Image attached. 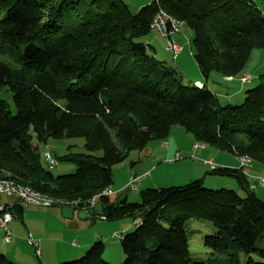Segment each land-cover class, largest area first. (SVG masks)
Returning a JSON list of instances; mask_svg holds the SVG:
<instances>
[{"label":"trees","instance_id":"16d2710c","mask_svg":"<svg viewBox=\"0 0 264 264\" xmlns=\"http://www.w3.org/2000/svg\"><path fill=\"white\" fill-rule=\"evenodd\" d=\"M159 9L191 31L190 54L205 80L211 72L235 78L253 49L264 51L256 0H152L133 13L122 0H0V55L6 58L0 85L8 87L15 109L12 114L0 100V178L78 207L96 197L104 220L132 219L133 231L119 238L122 264H240L239 254L242 264H264V250L255 245L264 237V202L242 169L210 173L233 179L244 197L205 189L201 179L145 189L139 203L100 195L112 185L113 165L128 151L165 139L171 126L264 168V60L242 102L222 105L205 83L184 84L140 41ZM28 44L35 49L25 57ZM49 138L83 140L84 153L56 158L74 164L72 174L55 176L43 167L32 139ZM4 209L21 219L20 203ZM191 222L214 226L215 233L202 239L211 259L191 257ZM103 251L102 242L91 243L81 258L62 264H109ZM0 264L17 263L0 254Z\"/></svg>","mask_w":264,"mask_h":264},{"label":"rangeland","instance_id":"374dc122","mask_svg":"<svg viewBox=\"0 0 264 264\" xmlns=\"http://www.w3.org/2000/svg\"><path fill=\"white\" fill-rule=\"evenodd\" d=\"M133 13L139 8L149 4L152 0H122ZM256 5L264 16V0H256ZM3 13L0 12V19ZM175 43L182 47V52L177 56L176 63L170 62V54H165L163 48L165 47V40L157 37L153 33H149L142 38L141 42H151L158 51V59L166 60L167 65L179 70L178 64L182 66L183 71H180L183 83H189L190 73H198L203 83H207L211 90H214L218 97L220 96L221 88L229 87L235 97L231 101H223L219 97L222 105L231 104L239 105L247 90L253 89L257 83V76L263 73L264 51L253 49L243 71L236 76V81L230 84H224L220 77L211 72L205 80L193 58L190 54V44L192 33L185 25L179 28V33L172 36ZM187 40L189 45L187 44ZM0 61H6L5 56L0 55ZM247 74L253 77L251 83H241L239 81L242 75ZM230 94V93H229ZM0 100L6 102L12 114H15V109L12 102V94L7 86L0 85ZM237 143L244 142L243 137L238 135L236 137ZM195 143L193 138L184 132L179 126H171L169 133L165 139H158L149 142L142 150L132 149L126 153L124 160L111 167L112 171V185L113 194L109 197L112 202L126 198L129 203H139V194L148 188H169L170 186H177L175 183L171 185V180L182 174L193 176L192 179L183 181L180 186L188 182L201 179L203 188L205 189H225L235 191L240 197H244V193L238 188L236 182L227 177H219L211 174L207 166H202V161L212 159L218 163L220 159L233 168H239V161L236 156L219 149L205 145L204 150H198L193 154L192 145ZM32 144L37 146V153L43 167L50 170L55 175L72 174L76 170V166L70 162H63L57 160V164L53 168H49L45 154L48 153L52 158H59L69 152L84 153L83 140L76 139H54L49 138L45 143H37L32 139ZM176 152H179V160L171 162L174 159ZM211 155V157H210ZM253 166V161L249 167L243 169L245 172H256ZM134 174L138 179L136 183V191L129 192L125 190L130 175ZM197 176V177H194ZM259 177H264V172H260ZM188 178V177H187ZM182 182V181H181ZM248 182L253 183L251 178ZM230 183V184H229ZM116 189H120L117 195ZM254 195L264 202V187H257L252 190ZM20 203L17 199L6 197L0 194V205H9ZM22 208V217L18 219L13 218L8 225L12 240L9 244L3 241V231L0 228V254H3L8 259L17 264H62L71 260L81 258L88 250L89 245L84 246L87 240H92L91 243L102 242L104 245L103 260L109 264H122L124 255L120 247V235L133 231L132 219L123 218L114 221L101 220L98 217L100 214L99 204L89 210L75 209L72 206H52L50 208H40L25 205L20 203ZM75 224L77 230L71 232V226ZM187 233L189 234L188 248L191 257L196 261H206L211 259L207 249L202 245V239L205 236H211L215 233V228L210 222H191L188 224ZM118 235V236H116ZM38 240L40 257L36 256L35 250L28 244V240ZM70 242H75L80 246L71 247ZM256 247L264 250V237L256 241ZM71 252V256L64 259V261H57L56 258L63 253ZM253 260H256L254 255H251ZM244 256L238 255V260L242 264Z\"/></svg>","mask_w":264,"mask_h":264},{"label":"built area","instance_id":"2783aa9c","mask_svg":"<svg viewBox=\"0 0 264 264\" xmlns=\"http://www.w3.org/2000/svg\"><path fill=\"white\" fill-rule=\"evenodd\" d=\"M158 15V22L157 23H150L149 24V31L153 34H155L157 37L165 40V50L170 54L172 62L175 61L176 57L178 54L181 52L182 47L179 46L177 43H175L172 39V36L175 34L179 33V28L184 25L182 21H179L172 17L171 15L167 14L163 10L159 9L157 12ZM187 44L189 45V42L187 40ZM253 81V77L249 75H245V80L240 81L241 83H251ZM198 87H201L198 83H196ZM192 152H195L196 150L200 149L203 150L204 148H199V142H195L192 147ZM179 155L176 153L174 155V159L171 160L177 161L179 160ZM242 158V157H241ZM50 169L55 167L57 164V161L55 158H52L50 156ZM202 163L209 168V170H213L216 168V166L213 164V162L210 161H202ZM246 168V159H242V165H239V169H244ZM139 178H137L134 175H130L128 178V183L125 187V190L129 192L136 191V183ZM249 189L253 190L257 187L263 188L264 187V177H255L253 179V183H249ZM0 194L4 195L6 197H12L17 199L20 203L33 206V207H40L43 208L41 204L36 203L32 197H29L27 194H11L10 192V187H0ZM113 194L112 190L109 193V197ZM57 206V204H56ZM92 206H87V207H77V206H72L75 209H87V208H92ZM101 220H104L103 217L98 216ZM13 218L11 214L7 211H5L4 206L0 205V228L3 231V241L6 244H9L12 240L11 233L9 229L7 228L8 225L12 222ZM118 236V235H116ZM119 237V236H118ZM28 244L32 246L35 250L36 256H40V250H39V242L33 239L28 240ZM73 247H78L79 245L76 244L75 242L71 243Z\"/></svg>","mask_w":264,"mask_h":264},{"label":"crops","instance_id":"0c3cea01","mask_svg":"<svg viewBox=\"0 0 264 264\" xmlns=\"http://www.w3.org/2000/svg\"><path fill=\"white\" fill-rule=\"evenodd\" d=\"M146 45H150L151 46V42L149 41V42H144ZM152 48H153V50H154V53H155V56H156V58L158 59V51L153 47V46H151ZM183 50H181V52H182ZM163 52L165 53V54H169L166 50H165V47L163 48ZM180 52V53H181ZM179 53V54H180ZM178 54V55H179ZM177 58V57H176ZM161 61H163L166 65H167V62H166V60H164V56H163V60H161ZM176 61H177V59H175V63H176ZM170 62L171 63H174V62H172V60H171V58H170ZM178 67H179V70L177 69V68H175L179 73H181L180 71H183V68H182V66H180L179 64H178ZM181 75V74H180ZM241 75V74H240ZM239 75V76H240ZM238 76V77H239ZM220 79H221V81L224 83V84H230V83H233V82H237L236 81V77L235 78H221L220 77ZM188 82L189 83H194V84H196V83H198L200 86H202L203 85V82H202V80L200 79V76H199V74L198 73H190V76H189V80H188ZM205 84H206V86H207V88L209 89V90H211L210 89V87L208 86V84L205 82ZM215 95H216V93L214 92V90H211ZM220 99H222L223 101H231V99H233V97H235V94L237 93H233L232 94V90H230L229 89V87H224V88H221V90H220ZM230 93V94H229ZM216 97L219 99V97H218V95H216ZM198 150H200V149H198ZM198 150H196L195 152H197ZM204 150V149H203ZM195 152H193V154L195 153ZM176 153H178V155H180L179 154V152H176ZM175 153V154H176ZM210 157H211V155H210ZM212 161L213 162V164L216 166V167H227V168H233V167H235V166H229L228 164H226L225 162H223L221 159H220V161L218 162V163H216V162H214L212 159H207L206 161ZM205 161V160H204ZM202 164V166L204 165L203 163H201ZM205 166V165H204ZM252 168H254V169H256L255 171L256 172H252V171H250V172H244L243 171V173L245 174V176L247 177V179L248 178H251L252 180L255 178V177H258V176H260V172L262 171V172H264V168H260V167H257V166H252ZM237 169V168H236ZM132 175H134V174H132ZM135 176V175H134ZM191 175H189V173H187V174H182L181 176H178V175H176L174 178H173V180H171V185H174L175 183H177L178 185L177 186H180V184H182L183 183V181H187V179H192L193 178V176L192 177H190ZM188 177V178H187ZM194 177H197V176H194ZM182 181V182H181ZM189 183V182H188ZM250 183V182H249ZM230 184V183H229ZM110 190H112V188L110 187ZM115 191H117V195L119 194V193H122V191L120 192V189H116ZM112 192H113V190H112ZM3 206V205H2ZM84 210H86V209H84ZM71 232H73L74 233V231H76L77 230V226L75 225V224H73L71 227ZM38 241V240H37ZM91 241L92 240H87L86 242H85V244H84V246H87V245H89V244H91ZM39 242V241H38ZM70 243H73V242H70ZM70 246L71 247H73L71 244H70ZM75 248V247H74ZM78 248H80V246H78V247H76V249H78ZM71 255H73V254H71V252L69 251L68 253H63L62 255H59L57 258H56V260L57 261H64V259L65 258H67V257H69V256H71ZM40 257V256H39ZM55 263V261L54 262H52L51 264H54Z\"/></svg>","mask_w":264,"mask_h":264},{"label":"bare ground","instance_id":"6f19581e","mask_svg":"<svg viewBox=\"0 0 264 264\" xmlns=\"http://www.w3.org/2000/svg\"><path fill=\"white\" fill-rule=\"evenodd\" d=\"M158 22V15L155 13L150 21V23H157ZM245 75H242L240 77L239 81L245 80ZM198 86L197 84H195ZM205 144L202 142H199V148H204ZM242 157V158H241ZM45 159L47 160L48 166L50 168V155L48 153L45 154ZM242 159H246V167H249L251 165V160L247 156H239L237 157V160L239 161V165H242ZM10 187L11 194H27L29 197H32L36 203H39L42 205L43 208H50L52 206H77V202L75 201H64V200H55L48 197L46 194H42L40 192H37L33 189H30L28 187L21 186L9 179H2L0 178V187ZM111 192L110 188L104 189L100 195L102 196H109V193ZM95 198L93 197L90 201V206H92L95 202ZM78 207V206H77ZM137 225V224H136Z\"/></svg>","mask_w":264,"mask_h":264},{"label":"water","instance_id":"95a60500","mask_svg":"<svg viewBox=\"0 0 264 264\" xmlns=\"http://www.w3.org/2000/svg\"><path fill=\"white\" fill-rule=\"evenodd\" d=\"M34 49H35L34 45L32 44L26 45L22 50L23 56L30 57L34 53Z\"/></svg>","mask_w":264,"mask_h":264}]
</instances>
